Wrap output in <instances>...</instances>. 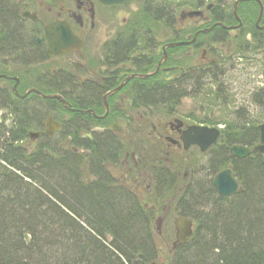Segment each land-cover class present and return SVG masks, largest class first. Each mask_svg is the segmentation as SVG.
<instances>
[{"label": "flooded vegetation", "instance_id": "flooded-vegetation-1", "mask_svg": "<svg viewBox=\"0 0 264 264\" xmlns=\"http://www.w3.org/2000/svg\"><path fill=\"white\" fill-rule=\"evenodd\" d=\"M133 4L138 8L119 19L118 10ZM163 6L165 16L170 15L173 23L161 24L149 16L145 24L147 11L155 14ZM192 11H181L177 18V8H167L160 0L110 4L99 0H0V144L21 150L12 166L0 162V169L6 167L37 186L32 181L42 171L48 174L50 169H57L63 173L64 168L70 170L73 165L78 202L85 191L95 198L89 202L91 206L133 205L142 208L139 213L149 225L152 220L146 215L148 208L169 206V212L167 193L189 191L199 181L183 155L190 150L205 155L219 147L217 141L205 152L197 144L184 149L189 129L212 127L208 124L178 118L163 122L144 119L147 110L160 108L170 113L177 108L146 98L162 90V79L165 83L176 81L185 72L181 66L162 67L168 56L177 61L201 53L197 67L188 65L195 73L186 84L198 83L201 76H209L215 68V59L211 66L208 58L206 46L210 42L201 40L194 46L197 37L212 28L193 29L209 17L201 10L200 15L188 17ZM186 20L192 24L180 28ZM158 23L161 33L167 36L159 51L156 39L160 34L152 25ZM53 24L58 30L69 29L76 41H48L45 29ZM216 24L227 36L235 32L236 37L241 22L235 26ZM254 25L264 31L262 15ZM104 32L105 38L102 35L103 39H96L97 33ZM181 37V41H170ZM181 42L190 43L171 46ZM173 47L184 48L168 55L167 49ZM185 50L188 52L184 55ZM151 51L160 57L154 68L147 69L144 57ZM151 77L154 86L147 87L152 81L145 80ZM193 134L191 131V137ZM211 160L204 164L206 169ZM107 197L111 200L104 199ZM175 199L173 195L172 202ZM178 217L181 215L175 220Z\"/></svg>", "mask_w": 264, "mask_h": 264}, {"label": "trees", "instance_id": "trees-1", "mask_svg": "<svg viewBox=\"0 0 264 264\" xmlns=\"http://www.w3.org/2000/svg\"><path fill=\"white\" fill-rule=\"evenodd\" d=\"M176 1L172 3L176 4ZM262 5L264 23V3ZM171 6L169 4L167 8ZM199 6L200 4L195 5L196 8ZM164 11V6L155 14L147 11L145 24L148 23L149 16L161 24L173 23V18L170 15L166 17ZM258 11L259 7L255 1H242L238 4L236 15L241 25L238 27V35L228 39V43L238 39L234 47L235 52L241 53L248 46L253 50L262 47L264 31L254 25ZM208 19L193 29L195 31L212 28L209 33L200 34L194 46L209 35H213V40L220 43L227 40L226 31L216 23L224 26L238 24L233 8L224 13L219 11L218 7H212ZM247 34H250L249 41H245ZM181 40L183 38H173L170 41ZM183 48L173 47L167 49V53L169 55L171 52H180ZM208 52L212 56H222L214 47ZM159 57L155 56L153 51L148 52L144 57L147 69L154 68ZM186 60L179 57L174 61L168 56L162 67L181 66L185 72L180 74L176 81L172 79L165 83L162 79V90L146 95V98L174 109L181 99L194 96V84L198 83L192 84V87L187 86L189 83H186L195 72L187 67ZM210 76L215 82L216 72L213 71ZM149 81L152 83L146 86L153 87L154 77L145 80L146 83ZM214 96H217V93ZM3 98L7 99L6 96ZM256 100L261 103L264 96ZM199 122L214 127L223 126L219 147L208 171L210 174H216L219 170L230 167L242 191L229 197H221L216 195L211 183L207 188L198 183L177 198L175 204L178 208L185 203L189 205L188 208L182 207L179 215L191 218L195 227L191 238L184 245L174 249V260L170 264H264L262 157L258 153H252L243 159H235L230 158L228 154L233 145L252 148L259 142L258 123L252 120L212 121L203 118ZM20 153L21 150L11 145L0 144L1 163L12 166L13 159ZM73 173V165L70 170L64 168L63 173L57 169H50L48 174L47 171H42L39 178L32 181L37 185L33 186L24 181L21 175L6 167L0 169L1 192L14 194L9 204L0 205V264H119L122 259L131 264L138 255V264H144L153 248V238L147 220L143 218L142 212L139 213L142 208H134L133 205H130V208L91 206L89 202L95 198L85 191H82V199L78 202ZM46 178L54 184V188H58L60 199H57V195L50 189L47 190L48 195L42 192L44 187H47ZM17 193H23V200L17 199ZM104 199L111 200L109 197ZM44 204L52 205L58 211V222L55 220L57 212L51 218H48V215L46 217ZM24 234L30 235V238L26 240Z\"/></svg>", "mask_w": 264, "mask_h": 264}, {"label": "rangeland", "instance_id": "rangeland-1", "mask_svg": "<svg viewBox=\"0 0 264 264\" xmlns=\"http://www.w3.org/2000/svg\"><path fill=\"white\" fill-rule=\"evenodd\" d=\"M157 1L158 0H155V3H157ZM160 1L168 7L174 0ZM235 1L236 0H177L176 4H172V9L178 5L177 18L179 13L184 10H201L205 17H209L212 7H218L219 11L222 10L224 13H228L232 10ZM261 1L264 3V0ZM197 4H200V6L196 8L195 5ZM208 5H210V8L207 10L206 7ZM136 8H138V5L133 4L127 8L119 9V19L127 18L128 14ZM149 23L152 22L149 21ZM182 23L183 24L180 28H185L192 24L190 20H186ZM198 23L200 24L201 22ZM152 25L155 26L156 32L160 34L156 39V42L158 43L156 49L159 51L162 46L161 44L166 41L167 36H164L165 34H162L163 32L161 33L162 26L159 23ZM102 35H104V38L106 37L105 32L103 34L97 33L96 39H103ZM235 35V32H230L226 37L227 40L223 43H214L213 35H209L202 40L205 43L206 41L210 42L209 46H206L207 49L209 48L208 51L211 47H214V49L219 51L220 55H222L221 57H216L208 54L211 66H214L211 62L212 59H215L214 67L216 68L213 70L216 72L215 82L210 75L201 76V79L198 80V85L194 84V96L181 99L177 108L174 111L171 110L170 113L160 108L152 109L150 111L147 110L144 119L151 122H163L172 120V118H178L185 120L188 123H198L202 118L212 121L221 119L232 121L252 120L257 122L258 125L261 124L264 121V100L260 103L256 99L264 96V41L262 47L258 50H253L252 47L248 46L245 51L237 53L234 51V47L236 46L238 39H235L236 41L234 42L228 43V39L233 36L235 37ZM249 39V36L245 37V41H249ZM227 44L229 47H227ZM186 52L188 51L185 50L183 54H186ZM200 54L201 53L198 52L195 56L192 55V57L190 56L187 58V67L190 64L197 67L196 63L200 60ZM206 65H209V63ZM188 87L192 86L189 84ZM191 92H193V90H191ZM215 93H217V96H214ZM133 141L134 139L131 140V142ZM215 149L205 155L200 154L197 150H190L183 155V158L187 159V167H193V170L197 173L195 178L199 179L197 183H199L201 187L205 185V188H207L215 175L210 174L208 168L206 169L204 166L206 161H210L215 156ZM47 181H45L47 187H44L42 192L48 195L49 192H47V190L50 189V191L57 195L56 198L60 199L61 197H59L58 188H54V184H52L51 181H49V183ZM180 186L181 184L179 187ZM184 192L186 193L187 190H183L182 192L177 190V193H167L165 199H170L171 202L169 212H166L168 211L167 207L169 206H166L164 209L161 207L148 208L147 211H149V216L152 220L150 230L153 238V248L151 249V253L147 255L144 264H170L174 260V253L170 250L171 245L174 242V220L178 216L179 210L182 207H189V205L185 203L181 208H178L179 206L174 202ZM15 195L19 201L23 200L21 199L24 197L23 193H17ZM173 195H176L174 202H172ZM12 196H14L13 193H2L0 187V205L4 206L9 204L10 200H13ZM146 200L149 201L148 198H145L144 201ZM163 203L168 205V202ZM44 205L45 207L43 209L46 213V217L48 215V218H51L57 212L55 220L58 222V211H56L52 205ZM159 218H163V221L161 224H156L155 220ZM29 236L30 235H27L26 240L30 238ZM107 239H110V237H107ZM138 263H140V261H137V264Z\"/></svg>", "mask_w": 264, "mask_h": 264}, {"label": "water", "instance_id": "water-1", "mask_svg": "<svg viewBox=\"0 0 264 264\" xmlns=\"http://www.w3.org/2000/svg\"><path fill=\"white\" fill-rule=\"evenodd\" d=\"M99 1L105 4H110V3H120L131 0H99ZM241 1H249V0L235 1L233 5V13L235 17H236L237 5ZM253 1H256L259 5V14L256 21V25H257L261 17L262 5L259 0H253ZM187 15L188 17L198 16L200 15V12L192 11L189 12ZM203 32H207V31H203ZM45 38H47V40L51 42H60V43L64 42L66 44L76 41V38L73 36V34L70 32L69 29L66 28V29L58 30L57 24L48 26L45 29ZM188 43L181 42V43L171 44V46H181ZM66 44L64 48L68 50ZM45 98L59 99L56 96H46ZM258 129H259L258 144H256L251 149L243 146H236V145L232 146L230 148V156L235 158H244L247 155L256 152L262 155V163L264 165V122L258 126ZM191 131L194 132L192 137L190 135ZM187 133H188L187 136H185L186 141L184 143V149H187L188 146H190L191 144H197L200 147L201 151L203 152L207 151L212 145H214L218 141L221 134L218 129L208 128V127H198V126L191 127ZM212 183L220 196H230L238 191H241V188L238 186V183L230 169H224L219 173H217ZM174 224H175L176 234H175V241L172 243V247L176 248L182 244H185L187 240L191 237L192 221L184 217H179L175 220ZM120 264H124V263H120Z\"/></svg>", "mask_w": 264, "mask_h": 264}]
</instances>
